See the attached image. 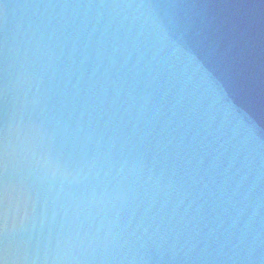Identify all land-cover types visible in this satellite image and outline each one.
I'll list each match as a JSON object with an SVG mask.
<instances>
[{
	"label": "water",
	"instance_id": "water-1",
	"mask_svg": "<svg viewBox=\"0 0 264 264\" xmlns=\"http://www.w3.org/2000/svg\"><path fill=\"white\" fill-rule=\"evenodd\" d=\"M0 264H264V0H0Z\"/></svg>",
	"mask_w": 264,
	"mask_h": 264
}]
</instances>
